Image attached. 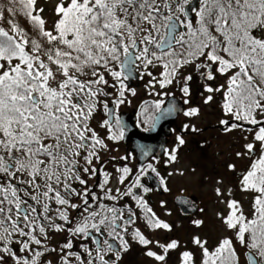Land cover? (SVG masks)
<instances>
[{
	"label": "snow or ice",
	"instance_id": "6c2138e0",
	"mask_svg": "<svg viewBox=\"0 0 264 264\" xmlns=\"http://www.w3.org/2000/svg\"><path fill=\"white\" fill-rule=\"evenodd\" d=\"M18 2L43 42L28 38L11 20L8 29L0 26V264H117L128 250L125 236L136 214L116 202L131 197L151 212L134 189L149 191L141 177L157 170L149 164L123 190L109 187L111 174L101 159L107 144L92 121L102 105L108 118L97 122L99 128L107 140L122 138L119 117L113 124L108 89H116L111 104L118 108L126 91L135 95L124 81L141 66L163 69L160 79L151 71L141 73L152 78L149 87L153 81L160 88L183 82L186 97L193 69L205 81L223 79L205 84L204 91L223 96V111L235 121L220 120L224 131L251 134L252 142L244 138L246 152L237 156L259 155L241 181L242 189L254 194L253 218L228 200L230 211L222 220L264 260V0H58L50 28L33 14L43 12L35 8L36 0ZM188 65L192 69L185 75ZM213 99L207 95L204 103ZM155 107L160 109L159 102ZM198 111L193 107L184 115ZM176 139L177 148L185 143L179 135ZM177 148L169 153L173 161ZM130 171L116 168L119 184L125 185ZM97 187L103 195L94 191ZM146 219L150 227L169 228ZM50 230L66 233V241L49 248ZM132 235L142 245L151 243L138 229ZM76 243L79 251L73 250ZM193 243L203 264H235L232 240H220L212 251L198 238ZM160 246L167 252L177 242ZM146 255L165 259L151 250ZM191 259V253H182L183 264ZM249 264L259 261L249 256Z\"/></svg>",
	"mask_w": 264,
	"mask_h": 264
},
{
	"label": "rangeland",
	"instance_id": "374dc122",
	"mask_svg": "<svg viewBox=\"0 0 264 264\" xmlns=\"http://www.w3.org/2000/svg\"><path fill=\"white\" fill-rule=\"evenodd\" d=\"M2 1L9 2V8L20 11V15L24 16L25 20L22 21V28L24 30L32 24L29 17L25 14L23 5L18 0L15 3L10 2V0ZM57 2L58 0H36L35 8L43 9V12H33V14L40 15L45 21V26L48 28L51 27L56 18L54 9ZM0 26L6 29L9 28L3 21H0ZM28 33L25 32L24 34L27 35ZM30 39H36V37L33 35V38L30 37ZM157 68L159 67L149 66L148 69H144L141 66L136 69L140 75V80L136 82L139 87L136 88L135 95L131 93V96H129L132 104L140 102L150 92H153L151 90L152 87L150 89L148 86L152 78L147 75L141 78V73L146 71L153 73L155 71L156 74L154 76L160 79V69L158 72ZM186 68L192 69V65L186 66ZM197 75L200 77L199 74ZM109 79L111 80L110 77ZM177 80H179V76H177ZM222 82L223 79L220 78L214 82H210V84L215 86ZM153 84L155 85V89H157L155 91L162 97L183 95L180 91L181 84H177L176 82L165 88H160L159 84H156L155 81H153ZM189 87L191 92L189 95L190 104L198 108L199 111L195 116H182L180 119L181 124L185 123L196 129L203 127L205 129L208 128V125L212 126L218 123L223 113L222 106H220L223 96L220 93H207V95H214L213 101L209 102L208 105L204 103L206 92L202 96L198 86L194 82L189 83ZM153 96H155V93ZM244 127L250 128L251 125H244ZM205 134L208 138L210 136L212 138L213 134L217 137L212 139V145L210 144V147H206L204 151L194 153L183 147L179 158L176 160V165L173 167L170 183L173 193L182 192L196 196L203 207L198 217L183 220L174 211L171 213L169 210H166L164 214L158 215V220L168 224V229L155 228L149 232H144L139 225H135L136 229L143 233L151 243L145 246L130 236L128 250L123 252L124 258L122 262H117V264H183V252L191 253L192 259L189 264H199L203 255L199 246L193 243L194 238L205 241V246L210 251L218 246L220 240L228 238L233 241L236 262L246 264L244 253L247 249L245 245H242L236 238L237 230L227 228L222 217L227 216L230 211L226 201L234 200L238 202L246 218H253L251 203L254 194L250 191H244L241 181L243 175L250 169L252 161L258 158L259 153L251 157L248 155L237 156V152H246V149L243 147L245 137H249L248 142H252L251 134L242 129L223 133L211 130L205 132ZM229 165H233L234 167L229 168ZM119 176L120 173L118 178ZM113 185L114 183H111L113 189L120 188L119 182L118 185H114V187ZM217 189L220 190V195L217 194ZM155 214L157 215L156 212ZM197 220L200 221L199 225L194 223ZM172 241L177 242V247L165 252L164 248L160 245H167ZM149 250L157 255H163L165 259L158 261L154 257L147 256L146 252Z\"/></svg>",
	"mask_w": 264,
	"mask_h": 264
},
{
	"label": "flooded vegetation",
	"instance_id": "af4514ba",
	"mask_svg": "<svg viewBox=\"0 0 264 264\" xmlns=\"http://www.w3.org/2000/svg\"><path fill=\"white\" fill-rule=\"evenodd\" d=\"M177 51H179V49H177ZM159 69L160 72L163 70L162 68H157L158 72ZM192 71H193L194 79L189 83L194 82L198 86L199 91L203 96L205 94L204 85L210 84V81H205L200 77H198L197 75L198 73H196L194 69ZM187 73H188V69L185 68L184 74L186 75ZM137 74L138 76L136 80H133L130 84L127 83V80L124 81L127 88L136 90V88L139 87V85L136 82L140 80V75L138 72ZM152 74L155 75L156 72L153 71ZM157 88L159 89V87ZM108 90L112 92V96H109L106 99H108L110 107L114 109L113 124L115 123V118L119 117L120 128L123 131L122 138L114 141L107 140L106 130L99 128L97 122L108 118L106 115V111L102 105L98 106V109L92 121L93 126L96 127V130L102 135V137L105 139V143L107 144V148L102 151L101 159L105 161L104 170L111 174L109 177L108 186L112 187L111 183H114V185H118L119 173L116 172L117 167L122 168L124 166H127L131 170L126 179L125 185L120 184V188L122 190L126 187L127 184H130L135 180V177L139 175L140 170L142 168H147V166L151 164L157 170L156 173H153L151 172V170H148V172L141 177L142 185L148 188L149 191L144 192L143 188L138 190L134 189V191H136L139 196L143 197V200L146 203L147 208H150L151 212H147L146 209L137 206L136 202L132 200L131 197H123L121 200L116 202L118 206L127 205V207H130L131 210L136 214L135 223L129 227V232L126 234L125 239L129 241L130 236L133 237L132 235L133 231L137 230L135 225H139L144 232H149L151 230H154L155 227L149 226L146 217L158 219V215L161 213L164 214V211L166 210H169L171 213L172 211H174L178 215V217L183 220L185 219L189 220L190 218L193 219L197 218L198 214H200L203 207L200 201L196 198V196L188 195L182 192H177V193L172 192L170 183H171V177L173 175V167L176 165V160L179 158L181 149L183 147H185L188 151L194 153L199 151H204L206 147H210L212 139L217 137L215 134H213L212 138L211 136L210 138H208V136H205L206 135L205 132L211 130H217L218 132H222V133L226 132L224 131V126L220 124V120L227 119L230 122H235V121H232L231 117L226 116L223 111L220 119L218 120V123L212 126L208 125V128L204 129L203 127L196 129L194 127L196 131H192L193 127H190L187 124L189 127L185 129L184 128L185 123L181 124L180 119L182 118V116L183 117L185 116L184 115L185 111L193 107L192 104H190V99H189L190 96L186 97L184 96V94L179 96L178 95L168 96V97H173L177 99L179 102H181L183 107L182 112L177 114L174 122L168 128V131L166 130H161V132L157 131V135L156 134L152 135V140L147 141L148 143L144 146V155H148V156L140 163V160L137 157V153L133 149L134 143L132 141L128 143L124 142L125 133H124V128L121 126L122 121L126 122L128 126L132 124V126L135 128V130H137L138 133H142V134L149 133L154 125L155 119L153 118H155L156 115L161 111L168 97H162L160 94H158V92L155 91L157 89H155V85H154V87H152L151 89L153 92H150L145 99H142L140 102H135L134 104H132L131 99H129V96H131L130 95L131 91H126L124 97L125 102L120 104L119 107L116 108L115 105L111 104L113 97L117 96L116 89L113 88ZM154 93L155 96H153ZM204 96H207V92L206 95ZM185 99L189 101L187 104L184 103ZM158 102L160 104L159 110H157L155 107L156 103ZM222 102H223V98L220 101V106H222ZM236 123H241V122H236ZM233 130H239V129H233ZM178 135L184 139L185 143L177 148L178 142L176 137ZM173 148H177L175 152L176 159L174 161L171 160L169 157V153ZM113 157H115V159H113ZM121 157H126V159L122 160L120 159ZM161 178L164 181L163 184L160 183ZM94 191H96L99 195H103V193L100 191L98 187L95 188ZM178 197H186L193 200L196 203L195 209L189 214L182 213V210L177 203ZM105 203L111 204L113 202L105 201ZM155 212L157 213V215L155 214ZM125 214L127 215V212ZM66 237H67L66 233H57L50 230L49 239L46 241V243L49 248H57L61 243L66 241ZM78 239L79 238H77V240ZM73 250L74 251L80 250L78 243L75 244ZM123 258H124V254L122 252L121 258L118 262H122Z\"/></svg>",
	"mask_w": 264,
	"mask_h": 264
},
{
	"label": "water",
	"instance_id": "95a60500",
	"mask_svg": "<svg viewBox=\"0 0 264 264\" xmlns=\"http://www.w3.org/2000/svg\"><path fill=\"white\" fill-rule=\"evenodd\" d=\"M137 76V71L134 70L130 79L127 80V83L130 84L133 80H136ZM169 108H172L173 111L166 112L165 110ZM182 109L183 107L181 102H179L173 97H168L165 101V105L163 106L161 111L156 115L152 129L149 133L146 134L138 133L137 130H135V128L132 126V124L128 126L126 122L122 121L121 126L124 128L125 133L124 142L128 143L132 141L134 143L133 149L136 151L140 163L148 156L144 155V146L148 143L147 141H151L152 135H157V131H168V128L174 122L177 114L182 112ZM146 138H148L149 140ZM177 203L180 206L182 213L184 214L191 213L196 206V203L193 200L186 197H178ZM249 256H253L256 258V256L252 252L246 251L244 253L246 264H249Z\"/></svg>",
	"mask_w": 264,
	"mask_h": 264
},
{
	"label": "trees",
	"instance_id": "16d2710c",
	"mask_svg": "<svg viewBox=\"0 0 264 264\" xmlns=\"http://www.w3.org/2000/svg\"><path fill=\"white\" fill-rule=\"evenodd\" d=\"M9 6H10L9 2H7V1L5 2V1L0 0V12L3 13V17L0 18V21H3V23L8 25V21L11 20L18 28L22 29L23 33H25V32H29L30 33V34L28 33L26 35L28 38H30V37L33 38V35H34L36 37V40L41 41V37L38 34L37 27L33 23L32 24L28 23V24H30V26L25 28V30H24V28H22V25H23L22 21L25 20L24 16L20 15V13H19L20 11L15 10L14 8H12L13 11L11 13H9L7 11ZM41 42H43V41H41ZM252 202H253V199H252ZM251 205H252V203H251ZM248 219H252V218H248ZM246 237L248 238V241H249V244H250L251 243L250 234L246 233ZM245 247L247 249L246 251H250L256 256L257 260L259 261V264H264V260H261L260 257H259V250L258 249H253V248H251L249 246H245ZM199 264H203V257L201 258ZM235 264H239V263L236 262V257H235Z\"/></svg>",
	"mask_w": 264,
	"mask_h": 264
}]
</instances>
